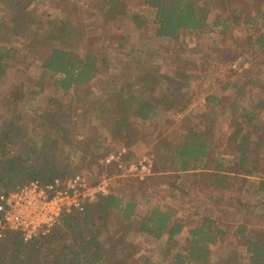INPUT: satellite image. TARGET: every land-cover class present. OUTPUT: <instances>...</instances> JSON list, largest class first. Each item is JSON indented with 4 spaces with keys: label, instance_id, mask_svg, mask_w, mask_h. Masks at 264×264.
<instances>
[{
    "label": "trees",
    "instance_id": "1",
    "mask_svg": "<svg viewBox=\"0 0 264 264\" xmlns=\"http://www.w3.org/2000/svg\"><path fill=\"white\" fill-rule=\"evenodd\" d=\"M53 1L54 15L41 18L44 0H0V28L13 39L0 43V82L10 65L40 71L0 93V195L78 172L93 182L110 177L111 190L63 212L46 234L25 241L6 231L0 264H264V0H143L149 16L126 0ZM105 26L113 32L101 33ZM193 32L208 37L213 54L200 44L195 63L177 49L171 74L155 51L145 57L153 38ZM41 38L51 44L45 56L34 49ZM211 63L223 65V78L196 92ZM132 70L141 73L135 80ZM100 77L108 84L92 97ZM80 88L91 100L81 124ZM161 113L177 116L175 134L145 129ZM93 115L107 119L110 137ZM140 143L152 154L151 174L121 176ZM113 144L121 154L106 162ZM225 144L238 154L235 166L224 162ZM157 194L180 200L193 219ZM142 237L158 242L156 257L137 254ZM231 238L223 255L213 252Z\"/></svg>",
    "mask_w": 264,
    "mask_h": 264
},
{
    "label": "rangeland",
    "instance_id": "2",
    "mask_svg": "<svg viewBox=\"0 0 264 264\" xmlns=\"http://www.w3.org/2000/svg\"><path fill=\"white\" fill-rule=\"evenodd\" d=\"M81 1H83V0H81ZM126 2L129 5L135 7V9L138 10L139 12H142L143 15L149 16L147 8L145 9V7L143 5V0H126ZM55 12L56 11H54V1L53 0H44V2L40 5V9L38 10V13H39L38 16L43 18V16L48 15V13H52V15H54ZM212 17H213V15H210V18H212ZM46 25H48V24H46ZM46 25H43L44 27L42 26V28H40L39 34L41 35L42 38H43L42 34H43V31H44ZM100 31H101V33H106V32H110V31L113 32V30L111 28H108V26L103 27ZM239 31H240V29H239ZM235 33H237V32H235ZM229 35H230V33L225 34L226 37H228ZM210 36L218 40L219 33H213ZM42 38L37 40V42H34V49H35V53L37 56H45L51 47V44L46 43L45 41H43ZM11 42H13V39H12L10 32L7 30V28L6 27L0 28V43L9 44ZM209 42H210V40L208 39V37L206 35L201 36V34H198L196 32L182 34V36L180 37V39L177 42L172 41L169 38H164V37L153 38L151 40V49H149L150 51L147 52V55L145 57L148 58V55L151 56V52L155 51L156 54L158 55V63L160 65L161 71L163 73L171 74V73H173V70H174V64L172 62L174 51L182 48L183 49V55L182 56L187 57L188 59L197 63L201 59V56H200L201 54L193 53L192 48L197 47L200 44H202L203 50L208 49V52L210 54H213L214 50L210 47L207 48V46L209 45ZM239 44L241 46V43H239ZM262 58H264V54H263ZM113 59H114V57H113ZM122 60H124V59H122ZM194 69H196V68H191V70H194ZM224 71H225V69H224L223 65L217 64V63H211V65L208 66L206 69V75L207 76H199L198 78H196L194 81V84H193V89L197 92L200 89L203 90V88H206L209 85H212L215 77H218L220 79L223 78L222 73ZM39 73H40V71L38 70V68H34V69L29 68L24 73V71L19 72L17 70V66L10 65L7 68L6 76L0 82V93L7 92L12 87L13 83L16 80H18V79L27 80L26 78H29L28 76H30V77L36 76ZM139 75H141V73L139 71L132 70L131 71V80H135V78H138ZM108 81L109 80H106L105 78H102V77L96 79L94 81V87H93L95 89V91L91 96L93 97L94 94L96 95L97 92L101 89V86L107 85ZM200 83H202V84L200 85ZM214 87L215 88L213 89V91L219 89V85L214 86ZM73 94L75 97L74 98L75 104L78 107V111L76 113V120L78 121L79 124H81V122L83 120V112L82 111L85 110L86 107H87V109L90 107L91 100L89 98L85 97L84 88L74 90ZM202 95L203 94H201V98L195 103V106H197V109L203 108L202 98L204 96H202ZM91 96H88V97H91ZM87 103H88V105H87ZM25 108H26V110H30V105L26 104ZM177 120H178L177 116L173 115L172 113H161V114L156 115L152 119V121H147L145 123V129L147 131H149V132L151 131L153 133L156 131L157 132L163 131L164 133H170L171 135H173L178 131L177 130ZM91 123L94 126H96L97 128H99L101 130V132L103 133V135H105L106 137L111 136L112 128H111L110 123L107 121V119H103L102 117H97V116L93 115L91 117ZM218 125L221 128L219 130V132H223L226 130L225 117H224V114L222 113V111L219 114ZM110 143L112 144L113 142H109V144ZM261 143L264 146V143L263 142H261ZM263 146L260 147V143H256L255 148L260 147L259 158H261V157L263 158V156H264ZM224 147H225L224 162L228 165L235 166L236 162L234 159L238 156V154L232 153L231 152L232 149L228 144H225ZM113 148L114 149H112L109 156L112 155L114 157V159H116V156L118 155V153L121 152V148L115 144H113ZM138 150H139L138 151V154H139L138 160H140L142 158V156H144V155H152L149 153V151H148V149L144 143L139 144ZM114 159H111V160H114ZM132 163H135V162H132ZM123 167H125L123 164H120L118 167L120 169L119 172H120L121 176H123L124 172H125V171H123ZM119 172H117V173H119ZM83 175H85V174H83ZM134 176H136V175H134ZM157 196L160 197L161 199H164V201L165 200H167L168 202L170 201L169 200L170 198L167 197L165 194H157ZM178 203H180V200L173 201V202L171 200L169 202L172 209L180 211V213L182 215H186L187 221L190 222L191 219H193V216L190 215V213L193 210L186 208V206L183 208L182 202H181V206H178ZM233 243H235L234 239L231 238V239L225 241L224 243L213 247V252L217 255L218 254L223 255L225 252V249L228 248ZM157 247H158V242L151 241L145 237H142L139 240L138 247L136 248V250H137V254H141L142 256L146 255V256H150V258H154V257H156ZM161 264H164V262H161Z\"/></svg>",
    "mask_w": 264,
    "mask_h": 264
},
{
    "label": "built area",
    "instance_id": "3",
    "mask_svg": "<svg viewBox=\"0 0 264 264\" xmlns=\"http://www.w3.org/2000/svg\"><path fill=\"white\" fill-rule=\"evenodd\" d=\"M120 154L116 159L110 155L106 161L118 160ZM151 170V155H144L137 162L123 167L124 175L139 178L151 174ZM110 186V177L93 182L86 175L77 173L47 183L32 180L7 194H1L0 238L6 231L20 232L25 241L46 234L63 212L82 209L84 203L109 194Z\"/></svg>",
    "mask_w": 264,
    "mask_h": 264
}]
</instances>
